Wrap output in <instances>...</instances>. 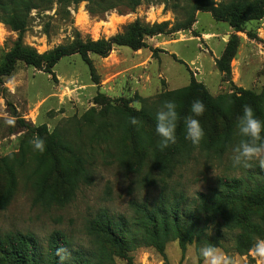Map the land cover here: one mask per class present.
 <instances>
[{
  "label": "rangeland",
  "instance_id": "374dc122",
  "mask_svg": "<svg viewBox=\"0 0 264 264\" xmlns=\"http://www.w3.org/2000/svg\"><path fill=\"white\" fill-rule=\"evenodd\" d=\"M205 1L220 7L232 0ZM188 3L143 1L132 12L111 10L102 15L88 13L86 2L65 10L54 4L47 11H30L23 43L40 56L58 47L71 49L78 40L108 41L134 22L162 31L145 37V48L137 51L113 47L106 57L88 53L89 64L72 53L49 73L46 66L37 69L17 61L12 74L0 78V235L32 233L45 256L50 234L62 231L70 240L66 261L73 264L76 250L93 251L85 226L101 210L131 218L132 201L152 202L162 191L173 200L181 195L192 205L222 177H242L252 184L248 175L264 170L258 162L249 169L233 167L231 151L240 140L235 122L242 107L260 99L264 112V18L236 32L210 12L197 11L192 25L182 30L177 25L186 19ZM233 35L239 43L230 75L225 76L215 63ZM16 38V32L0 23V65ZM151 45H174L178 55ZM193 80L226 111L234 124L231 141L217 148L205 137L198 147L176 155L181 164L164 173L153 164L160 155L155 113L171 92ZM135 101L142 105L140 111L131 106ZM129 110L146 114L139 131L129 123ZM11 117L14 126L6 123ZM49 126L55 129L51 135ZM36 136L45 140L43 153L32 146ZM142 140L146 153L137 146ZM177 141L191 144L182 135ZM168 149L173 151L174 145ZM139 158L148 160L142 168ZM221 236L223 240L210 243L236 264H264L251 251L243 256L233 252L235 234ZM200 246L187 244L182 252L178 241H169L163 253L141 246L114 258V264H194ZM198 264H205L203 257Z\"/></svg>",
  "mask_w": 264,
  "mask_h": 264
},
{
  "label": "trees",
  "instance_id": "16d2710c",
  "mask_svg": "<svg viewBox=\"0 0 264 264\" xmlns=\"http://www.w3.org/2000/svg\"><path fill=\"white\" fill-rule=\"evenodd\" d=\"M143 1L163 0H0V23L17 33L13 48L5 56L4 65H0V78L10 76L17 61L37 69L46 66V72L49 73L61 58L72 53H77L89 64L88 53L106 57L113 47L137 51L145 48V37L155 36L162 31L159 26L134 22L126 26L122 34L108 41L84 43L78 40L71 49L58 47L49 54L40 56L23 43L30 11H47L54 4L59 10H65L71 4L86 2L88 13L102 15L111 10L132 12ZM185 10L186 19L177 25L182 30L192 25L197 11H204L210 12L218 22H227L230 28L238 32L246 25L264 18V0H232L220 7H214L205 0H189ZM65 14L68 15V12ZM238 43L239 38L233 35L215 63L218 72L225 76L230 75V62L236 55ZM171 93L170 100L177 102L181 116L177 138L184 136L183 117L189 115L190 105L198 99L206 106V112L198 119L209 144L218 145L217 148L228 145L234 124L227 117L226 111L216 105L202 83L193 80L187 87ZM242 93L246 96L252 95L249 92ZM249 105L253 107L257 117L264 120L261 100L254 99ZM128 115H138L142 121L146 117L144 112L130 110ZM152 128L154 129V125ZM215 137H218V140H215ZM141 143L142 145L137 146L146 153L144 141ZM127 148H132V145ZM193 148L192 144L185 146L181 141H177L173 151L168 148L163 152L159 151L160 155L153 164L164 173L168 169L173 171L181 164L175 156L182 151L188 153ZM172 152L173 155L168 156L167 153ZM147 162L148 160L139 158L138 167H144ZM257 170H260L259 175H248L252 184H247L242 177L220 178L218 185L209 193H199L192 205L186 204L181 195L173 200L162 191L152 202L132 201L129 205L131 218L110 215L106 210L99 211L85 226L93 251L89 253L76 250L72 253L73 264H114V258H123L134 248L141 246L153 247L163 253L164 246L169 241H178L184 252L187 244L195 243L200 246L205 242L223 240L221 235L224 233L235 234L234 253L239 256L247 254L258 239L264 238V170ZM211 231L213 234L209 235ZM69 242V237L64 232H52L43 256L39 242L32 233L3 234L0 235V264H68L66 259L70 256Z\"/></svg>",
  "mask_w": 264,
  "mask_h": 264
},
{
  "label": "clouds",
  "instance_id": "9594fccd",
  "mask_svg": "<svg viewBox=\"0 0 264 264\" xmlns=\"http://www.w3.org/2000/svg\"><path fill=\"white\" fill-rule=\"evenodd\" d=\"M11 82V81H10ZM136 111L142 109L139 101L131 105ZM206 112V106L201 100H195L190 105L189 115L183 117L185 139L194 147H198L205 138V130L201 126L199 117ZM181 120L178 112V104L175 100L163 101L155 113V133L159 137L157 148L163 152L177 142V127ZM15 118L6 120L7 125L14 126ZM129 123L139 131L143 127V121L135 116L130 117ZM235 130L240 137L232 151V166L235 168L249 169L253 163L258 162L264 168V120L257 117L251 105H244L241 114L235 122ZM55 129L48 127L49 135ZM34 150L43 153L46 149L45 140L39 136L31 141ZM211 233H209L210 235ZM198 255L194 264H198L203 257L205 264H236L235 259L224 252L220 247L205 242L198 247ZM251 254L264 261V239H258L250 250Z\"/></svg>",
  "mask_w": 264,
  "mask_h": 264
},
{
  "label": "crops",
  "instance_id": "0c3cea01",
  "mask_svg": "<svg viewBox=\"0 0 264 264\" xmlns=\"http://www.w3.org/2000/svg\"><path fill=\"white\" fill-rule=\"evenodd\" d=\"M152 48L156 49V48H160L162 50H165V51H169L175 55H178V47H175L174 45H151ZM198 59V56L197 57H194L193 59H191L190 61H195Z\"/></svg>",
  "mask_w": 264,
  "mask_h": 264
}]
</instances>
